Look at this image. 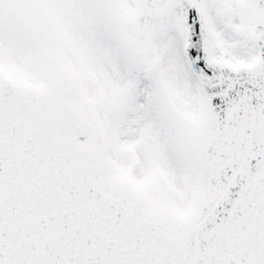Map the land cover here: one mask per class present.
Instances as JSON below:
<instances>
[{"label": "snow or ice", "instance_id": "1", "mask_svg": "<svg viewBox=\"0 0 264 264\" xmlns=\"http://www.w3.org/2000/svg\"><path fill=\"white\" fill-rule=\"evenodd\" d=\"M0 264H264V0H0Z\"/></svg>", "mask_w": 264, "mask_h": 264}]
</instances>
